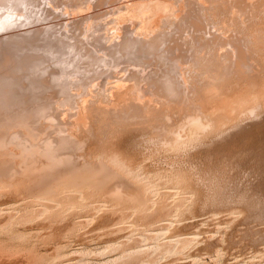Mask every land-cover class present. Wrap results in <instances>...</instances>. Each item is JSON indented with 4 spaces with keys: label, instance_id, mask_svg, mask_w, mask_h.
Wrapping results in <instances>:
<instances>
[{
    "label": "rangeland",
    "instance_id": "1",
    "mask_svg": "<svg viewBox=\"0 0 264 264\" xmlns=\"http://www.w3.org/2000/svg\"><path fill=\"white\" fill-rule=\"evenodd\" d=\"M0 264H264V0H0Z\"/></svg>",
    "mask_w": 264,
    "mask_h": 264
},
{
    "label": "bare ground",
    "instance_id": "2",
    "mask_svg": "<svg viewBox=\"0 0 264 264\" xmlns=\"http://www.w3.org/2000/svg\"><path fill=\"white\" fill-rule=\"evenodd\" d=\"M159 1H160V0H159ZM152 2H153V1H152ZM156 2H157V1H156ZM153 3H154V2H153ZM153 3H152V5H153ZM157 3H158V2H157ZM161 3H162V2H161ZM165 3H166V2H165ZM154 4H155V3H154ZM133 5H134V4H133ZM139 5H140V4H139ZM146 5H147V4H146ZM215 5H216V4H215ZM143 6H144V4H143ZM147 6H148V5H147ZM147 6H146V7H147ZM159 6H160V5H159ZM162 6H163V5H161V7H162ZM144 7H145V6H144ZM150 7H151V6H150ZM148 8H149V7H148ZM154 8H155V7H154ZM159 8H160V7H159ZM207 8H208V7H207ZM139 9H140V8H139ZM142 9H143V7H142ZM149 9H151V8H149ZM164 9H165V8H163V10H164ZM171 9H172V8H171ZM136 10H137V9H136ZM223 10H224V9H223ZM137 13H138V12H137ZM140 13H141V11H140ZM140 13H139V14H140ZM148 13H149V12H148ZM217 14H218V13H217ZM141 16H142V15H141ZM212 46H213V45H212ZM213 49H214V48H213ZM222 62H223V61H222ZM241 74H242V73H241ZM216 91H217V89H216ZM236 103H237V102H236ZM236 103H235V104H236ZM209 105H210V104H209ZM243 105H244V104H243ZM186 107H187V106H186ZM233 107H234V106H233ZM216 109H217V108H216ZM216 109H215V110H216ZM221 109H223V108H221ZM215 110H213V111L215 112ZM224 110H225V109H224ZM213 111H212V113H207L208 116H210V114H213ZM229 111H230V110H229ZM231 111H232V110H231ZM209 112H211V111H209ZM220 112H221V111H220ZM167 113H168V112H167ZM218 113H219V112H218ZM200 114H201V112H200ZM200 114L197 115V116H201ZM214 115H215V114H214ZM214 115H213V116H214ZM185 116H186V115H185ZM202 116L204 117V114H203V113H202ZM208 116L205 115V117H207V118H208ZM211 116H212V115H211ZM211 116H210V117H211ZM205 117L203 118V123H204ZM210 117H209V118H210ZM215 117H216V116H215ZM217 117H219V116H217ZM217 117H216V118H217ZM196 118H197L196 120H194V121H190V122H192L193 125L196 124V126H197V124L199 125V123L201 122L200 119H201L202 117H196ZM198 118H200V119L198 120ZM209 118H208V119H209ZM212 118H213V117H212ZM212 118H210V120H212ZM192 119H193V118H191V120H192ZM189 120H190V119H189ZM205 121L208 122L209 120H208V121L205 120ZM219 121H220V120H219ZM190 122H188V124H189ZM201 123H202V122H201ZM189 125H190V124H189ZM182 126H183V125H182ZM187 126H188V125H187ZM189 128L192 129V130L194 131V126L192 127V125H191ZM195 128H196V127H195ZM190 129H188V127H187V130H190ZM192 130H191V132H192V134H193V131H192ZM189 132H190V131H189ZM191 132H190V133H191ZM197 135H198V134H197ZM173 146H174V145H173ZM92 165H93V164H92ZM120 165H121V164H120ZM101 167H102V166H101ZM111 168H112V167H111ZM119 168H120V167H119ZM119 168H118V169H119ZM100 169H101V171L103 172L102 168H100ZM100 169H99V170H96V171H98L97 174H98V173H101V172H100ZM87 170L89 171L90 169H87ZM104 170H105V169H104ZM75 172H76V171H75ZM75 172H74V173H75ZM90 172L92 173V171H90ZM90 172H86L87 174L84 173V175L86 174V177H87V175H88V176L90 175V174H89ZM72 173H73V172H72ZM103 173H104V172H103ZM106 173H107V172H106ZM122 173H123V172H122ZM75 174H76V173H75ZM75 174H74V176L76 177ZM79 174H80V173H79ZM94 174H95V172H94ZM110 174H111V173H110ZM123 174H124V173H123ZM67 175H68V174H67ZM77 175H78V174H77ZM80 175H81V174H80ZM91 175H92V174H91ZM100 175H102V174H100ZM104 175H105V173H104ZM104 175H102V176H104ZM135 175H136V174H135ZM74 176H73V177H74ZM93 176H94V175H93ZM105 176H106V175H105ZM139 176H140V175H139ZM75 177H74V178H75ZM78 177H80V176H78ZM78 177H77V178H78ZM81 177H85V176L82 175ZM91 177H92V176H91ZM100 177H101V176H100ZM113 177H114V176H113ZM59 178H62V179H63V176H62V177L59 176ZM64 178H65V177H64ZM71 178H72V177H71ZM94 178H95V176H94ZM96 178H97V177H96ZM108 178H109V177H108ZM108 178H107V179H108ZM125 178H126V177H125ZM62 179H59V180H62ZM85 179H87V178H85ZM100 179H102V178H100ZM112 179H113V178H112ZM130 179H131V178H130ZM134 179H135V178H134ZM63 180H64V179H63ZM77 180H78V179H76V181H77ZM79 180H81V178H79ZM98 180H99V179H98ZM56 181H58V180H56ZM66 181H67V179H66ZM70 181H71V179H70ZM76 181L73 180L74 184H75V183L78 184V182H76ZM93 181H94V180H93ZM100 181H102V180H100ZM130 181H131V180H130ZM136 181H137V180H136ZM40 182H41V181H40ZM49 182H50V181H49ZM53 182H54V181H53ZM58 182H59V184H56V186H57V185L60 186V185H61L60 183H61L62 181H58ZM68 182H69V181H68ZM68 182L66 183V182L64 181V183H66V184H68ZM94 182H95V181H94ZM94 182H93V183H94ZM56 183H57V182H56ZM71 183H72V181H71ZM95 183H96V182H95ZM95 183H94V184H95ZM86 184H87V183H86ZM91 184H92V183L90 182V185H91ZM96 184H97V183H96ZM101 184H102V183H101ZM105 184H106V183H105ZM133 184H134V183H133ZM142 184H143V183H142ZM43 185H44V184H43ZM71 185H73V183L70 184L69 186L67 185V187L65 186L66 188H68V187L71 188V191H68V192L76 191V192H74V193H78V198H77V199H79V197L81 198V197H82V193H81V192H82V191H81V186H82V185H81V186H80V185H76V184L73 185V186H71ZM90 185H89V186H90ZM143 185H144V184H143ZM149 185H150V184H149ZM54 186H55V185H54ZM54 186H52V188H50V189H52V191H49V192H47L46 194H49V195H50V194L53 193V191H54V192L56 191V195H58V194H60V193L62 192L61 190H60V191H61V192H60V191H59V188H57V189H58V193H57V189H56V187H54ZM58 186H57V187H58ZM61 186H62V185H61ZM63 186H64V185H63ZM85 186H86V185H85ZM94 186H95V185H94ZM98 186L100 187V185H98ZM101 186H102V185H101ZM53 187H54V188H53ZM86 187H87V186H86ZM86 187H85V188H86ZM92 187H93V186H92ZM95 187H96V186H95ZM144 187H145V186H144ZM147 187L150 188L149 186H147ZM45 188H46V187H45ZM47 188H49V186H48ZM63 188H64V187H63ZM88 188H89V187H88ZM88 188H87V190H89ZM90 188H91V187H90ZM96 188H97V187H96ZM100 188H101V187H100ZM151 188H152V186H151ZM54 189H55V190H54ZM83 189H84V186H83ZM85 190H86V189H84V192H85ZM92 190H93V189H92ZM92 190H89V191H92ZM95 190H96V189H95ZM147 190H148V189H147ZM156 190H157V189H156ZM43 191H44V190H43ZM45 191H47V190H45ZM51 192H52V193H51ZM59 192H60V193H59ZM86 192H87V191H86ZM41 193L44 194V196H42ZM41 193H40V196H39V197H41V201H40V202H42V200H46L45 198L52 197V196H49V195H46V196H47V197H46L44 192H41ZM90 193H91V192H89V194H90ZM93 193H94V191H93ZM145 193H146V191H145ZM64 194H65V193H64ZM83 194H84V193H83ZM36 195H38V193H37ZM52 195H53V194H52ZM68 195H70V196H74L75 194L71 195V194L68 193ZM76 195H77V194H76ZM76 195H75V197H76ZM153 195H154V194H153ZM54 196H55V195H54ZM54 196H53V197H54ZM64 196H65V195H64ZM83 196H84V195H83ZM94 196H95V195H94ZM58 197H59V196H58ZM62 197H63V196H62ZM37 198H38V197H37ZM37 198H36V199H37ZM42 198H44V199H42ZM73 198H74V197H73ZM83 198H85V197H83ZM83 198H82V200H84ZM95 198H96V197H95ZM50 199H51V198H50ZM61 199H62V198H61ZM39 200H40V199H39ZM48 200H49V198L47 199V201H48ZM79 200H80V199H79ZM95 200H96V199H95ZM51 202H52V201H51ZM56 202H57V201H56ZM81 202H82V201H81ZM95 202H96V201H95ZM54 203H55V202H54ZM78 203H79V202H78ZM40 204H41V203H40ZM47 204H48V203H47ZM56 204H57V203H56ZM56 204H52V205L55 206ZM58 205H59V204H58ZM84 205H86V204H84ZM44 206H45V205H43V208H45ZM59 206H60V205H59ZM78 206H79V205H78ZM98 206H99V205H98ZM101 206H102V205H101ZM136 206H137V205H136ZM49 207H50V206H47V209H48ZM80 207H81V206H80ZM102 207H103V206H102ZM108 207H109V206H108ZM139 207H140V206H139ZM56 208H57V207H56ZM61 208H62V207H61ZM47 209H44V210L46 211ZM53 209H54V208H53ZM82 209H83V208H82ZM147 209H148V208H147ZM65 210H66V209H65ZM124 210H125V209H124ZM49 211H50V210H49ZM99 211H100V210H99ZM99 211H98V212H99ZM43 212H44V211H43ZM95 212H96V211H95ZM141 212H142V211H141ZM41 213H42V212H41ZM132 213H133V212H132ZM45 214H46V213H45ZM94 214H95V213H94ZM63 216H64V215H63ZM91 216H92V215H91ZM89 219H90V218H89ZM77 220H78V219H77ZM89 221H90V220H89ZM168 222H169V221H168ZM170 222H171V221H170ZM10 226H11V225H10ZM169 226H170V225H169ZM158 231H159V230H158ZM160 231H161V230H160ZM161 232H162V231H161ZM18 233H19V232H18ZM158 233H159V232H157V234H158ZM164 233H165V232H164ZM164 233L162 232V235H163ZM155 235H156V234H155ZM157 236H158V235H157ZM15 238H16V237H15ZM152 238H153V237H152ZM157 238H158V237H157ZM111 247H112V246H111ZM137 248H138V247H137ZM148 248H149V247H148ZM151 248H152V247H151ZM139 249H140V248H139ZM141 250H142V249H141ZM166 251H167V250H166ZM84 253H85V252H84Z\"/></svg>",
    "mask_w": 264,
    "mask_h": 264
}]
</instances>
